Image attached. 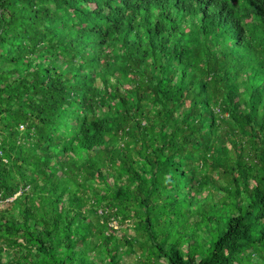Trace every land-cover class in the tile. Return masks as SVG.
Returning <instances> with one entry per match:
<instances>
[{"label": "trees", "instance_id": "1", "mask_svg": "<svg viewBox=\"0 0 264 264\" xmlns=\"http://www.w3.org/2000/svg\"><path fill=\"white\" fill-rule=\"evenodd\" d=\"M0 264H264V0H0Z\"/></svg>", "mask_w": 264, "mask_h": 264}, {"label": "rangeland", "instance_id": "2", "mask_svg": "<svg viewBox=\"0 0 264 264\" xmlns=\"http://www.w3.org/2000/svg\"><path fill=\"white\" fill-rule=\"evenodd\" d=\"M116 225V222L115 221H113L112 222V225ZM118 233L120 234V235H122L123 234V231H118ZM135 234V231H132L131 233H130V235H134Z\"/></svg>", "mask_w": 264, "mask_h": 264}]
</instances>
